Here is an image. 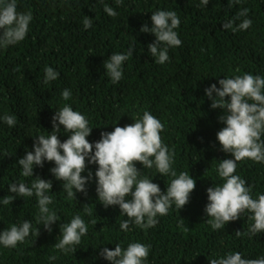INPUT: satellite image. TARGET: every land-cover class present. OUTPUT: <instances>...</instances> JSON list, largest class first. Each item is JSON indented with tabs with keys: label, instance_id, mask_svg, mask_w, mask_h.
<instances>
[{
	"label": "trees",
	"instance_id": "16d2710c",
	"mask_svg": "<svg viewBox=\"0 0 264 264\" xmlns=\"http://www.w3.org/2000/svg\"><path fill=\"white\" fill-rule=\"evenodd\" d=\"M105 4L117 12L115 17L105 13ZM244 8L249 9L252 26L235 33L224 29L223 24ZM157 10L176 11L181 21L175 31L182 46L169 48L170 59L163 65L148 50L154 34L140 31L145 24L152 27L151 15ZM17 11H31L33 19L22 42L0 48V232L30 220L32 231L39 228L40 234H30L16 248L0 245V264H110L100 251L104 247L114 250L116 244L126 248L132 242L151 246L148 264H210L211 259L230 252H240L246 259L264 257V232L251 239L236 235L248 231L251 213L214 231L205 212L207 189L223 183L217 172L220 161L234 159L221 150L217 140V132L225 126L219 120L223 109L210 107L205 89L212 84L219 88V79L244 73L264 77V0L239 4L209 0L207 6L201 0H123L121 5L115 0H17ZM85 16L93 21L88 29L83 24ZM243 19H235L233 26ZM130 47L135 50L123 64V78L112 83L104 62L112 54L127 53ZM46 66L59 73L58 79L47 84ZM64 89L71 90L70 100L62 99ZM65 105L88 119L93 130L87 139L93 144L101 132L132 124L144 111L153 114L165 126L163 142L175 151L177 175L188 172L196 181L189 203L180 210L173 204L168 215L157 217L154 228L144 230L131 224L132 230L124 232L120 223L127 216L121 215L119 206L105 208L98 199V165H88L93 179L86 185L87 195L77 192L72 200L67 199L63 182L50 172L53 162L45 161L43 168L34 166L33 177H23L18 160L26 151H34L39 135H50L52 117ZM5 115L17 118L14 127L2 120ZM60 127L58 139L63 142L69 133ZM136 167L142 178L152 179L166 192L173 177L160 175L155 166L147 169L137 162ZM88 170L82 175L87 176ZM236 174L254 186L253 198L264 194V164L237 162ZM36 176L52 181L49 208L56 211L59 221L51 232L37 223L34 195L17 196L7 206L2 203L3 197L16 196L9 192L10 184L23 182L31 187ZM77 214L88 232L76 252L65 255L54 245L62 239L60 225L70 223ZM53 255L57 256L54 261L49 259Z\"/></svg>",
	"mask_w": 264,
	"mask_h": 264
},
{
	"label": "clouds",
	"instance_id": "9594fccd",
	"mask_svg": "<svg viewBox=\"0 0 264 264\" xmlns=\"http://www.w3.org/2000/svg\"><path fill=\"white\" fill-rule=\"evenodd\" d=\"M121 5L123 0H115ZM239 4L241 0H232ZM103 3V0H101ZM209 0H201V5L207 6ZM104 11L110 17L117 12L107 4ZM249 9H242L236 17L223 24L224 29H231L234 33L248 30L252 20L247 18ZM245 17L241 23L234 25L235 19ZM33 16L31 11L22 13L17 11V0H0V48L16 45L22 42L29 31V24ZM152 27L147 24L140 29L143 33H152L155 41L148 45V50L155 62L163 65L169 61V48L182 46L178 36L180 19L176 11L157 10L151 15ZM92 19L85 16L84 28L92 26ZM134 47L127 53L112 54L104 68L112 83H118L123 78V64L133 56ZM239 71V70H237ZM59 73L52 67L46 66L44 83L58 79ZM218 88L212 84L205 89V95L212 101V109H223L219 120L225 126L217 132V140L221 150L231 154L234 159L220 161L217 172L223 181L222 185L207 189L208 203L205 206L207 223L212 230H219L228 222L240 219L245 212L251 213L249 219L253 221L247 232L237 231V237L247 235L249 239L264 232V194H257L253 198V185L236 174L237 162L250 160L264 164V77L244 73L234 78L219 79ZM215 93V96H213ZM63 100H70V89L61 93ZM230 97V99H226ZM2 120L14 127L17 118L5 115ZM63 126L68 138L61 142L58 134ZM53 130L48 137L39 135L33 144L34 151H26L24 157L18 160L22 166L23 177H33L34 166L43 168L44 162H53L50 169L56 180L63 182V189L67 192V199H76V193L87 195L86 185L93 179V173L88 165H98L95 171L96 192L98 199L105 208L119 206L121 215H126L120 223V230L131 231V224L147 230L158 224V216H166L175 204L177 210L184 208L190 200V194L196 187V181L188 172L177 175L173 168L175 151L170 150L163 142L161 133L165 131L164 124L149 111H144L142 118L134 123L120 127L114 126L111 132H101V138L94 144L87 139L93 128L85 115L74 111L69 105L63 106L52 117ZM93 149H95L93 151ZM137 162L143 168L151 169L155 166L162 176H171L170 186L166 192L161 191L152 179L141 177V171L136 167ZM88 170L87 176L82 175ZM52 189V181L36 176L31 187L25 183H12L8 186L16 196H5L2 203L12 204L17 196L37 198L39 214L37 223H43L48 232L52 225L59 221V216L49 205L53 203V196L48 193ZM75 189V191H74ZM91 215V212H88ZM183 226L182 223L180 225ZM62 239L54 247L65 255L76 252L81 238L88 232L85 221L79 214L70 223L61 224ZM30 234H40L39 228L32 231V222L24 220L19 226L13 224L9 229L0 232V245L5 248H16L26 241ZM150 245L141 242L129 243L126 248L116 244L114 250L104 247L100 256L110 264H148ZM56 260L57 256L49 257ZM210 264H264V257L258 259L243 258L240 252H230L217 259H211Z\"/></svg>",
	"mask_w": 264,
	"mask_h": 264
}]
</instances>
